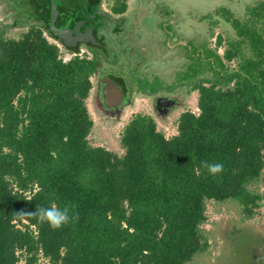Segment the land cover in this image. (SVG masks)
Instances as JSON below:
<instances>
[{
	"label": "trees",
	"instance_id": "16d2710c",
	"mask_svg": "<svg viewBox=\"0 0 264 264\" xmlns=\"http://www.w3.org/2000/svg\"><path fill=\"white\" fill-rule=\"evenodd\" d=\"M116 1L113 11L124 12L127 0ZM15 2L13 26L26 29L10 37L0 27V264H37L38 256L47 264H188L208 248V200L233 201L245 218L255 213L262 196L249 186L264 168V0L241 19L223 15L236 36L217 34L223 53L203 47L204 61L195 59L196 75L213 71L191 86L198 114L180 113L169 138L150 115L135 114L120 134L122 155L87 139L99 58L64 62L44 34L62 43L44 4ZM203 162L222 163V173L213 177ZM53 204L76 218L53 230L20 215Z\"/></svg>",
	"mask_w": 264,
	"mask_h": 264
},
{
	"label": "rangeland",
	"instance_id": "374dc122",
	"mask_svg": "<svg viewBox=\"0 0 264 264\" xmlns=\"http://www.w3.org/2000/svg\"><path fill=\"white\" fill-rule=\"evenodd\" d=\"M5 1L0 0V27L1 22L7 23L5 35L17 37L26 28L13 26L14 16L11 14L13 7L10 5L11 1ZM255 1L127 0V9L130 11L133 8L138 11L125 23L128 30L125 41L132 45L135 58L132 55L125 61L122 52L110 48L112 58L119 55L118 61L127 66L126 73L129 78L134 77L135 73L139 75V81L130 80L135 85L139 83L145 94L152 88L159 87L162 94L166 95L163 93L164 89L170 88L173 92L169 95L175 96L176 104L166 114L157 115L152 107L151 98L135 90L130 103L123 106L119 112H103L97 107L96 76L92 75L90 77L92 87L86 99V107L93 120V126L87 136L89 143L122 155L120 134L125 124L138 113L150 115L156 123V129L166 138L175 135L180 113L199 112L197 91L186 89L181 83L183 81L194 83L198 78H211L213 75L212 69L208 67L200 68L199 75H196L198 68L195 59L198 57L204 61L203 47L211 50L216 48L217 53H223L226 44L215 46L217 34L222 35L223 39H232L236 36L229 23L222 26L221 23L220 25L212 22L218 20L216 16L223 18V15L241 19L246 16V8ZM105 2V7H109L112 0ZM59 49L62 56L70 53L67 49L61 47ZM79 50L90 57V53L83 45ZM142 64L145 66H141ZM117 65L120 63L107 62L101 58L99 68L102 71H114ZM228 67L229 70L234 69L235 62H229ZM249 187L262 196L259 207L250 218H245L241 208L233 201L206 202V220L201 228L207 238L208 248L194 256L188 264H264V168L260 179ZM37 264L47 262L38 256Z\"/></svg>",
	"mask_w": 264,
	"mask_h": 264
},
{
	"label": "flooded vegetation",
	"instance_id": "af4514ba",
	"mask_svg": "<svg viewBox=\"0 0 264 264\" xmlns=\"http://www.w3.org/2000/svg\"><path fill=\"white\" fill-rule=\"evenodd\" d=\"M9 1H11V7H13L11 8V14H13L16 10V2L15 0ZM38 2L44 4V6H47L49 4V0H38ZM82 3L83 6L86 5L87 9L85 7H80ZM59 4L60 8L65 12V16H60L58 18V20L56 21L57 25L62 27L66 26L67 19L71 20L70 23L72 25H75L77 21H82L83 23L81 25V29L84 31L86 27H92L93 37L97 40L96 44H92L90 42H77L75 46L80 47L81 45H83L87 49V52L90 53V58L98 57L99 60L102 58L107 62L113 61L117 64L120 63V65H117L114 71H102L99 66L98 70L93 74L96 76L97 83V107L103 112H119L123 106L130 103L133 91L138 90L139 92L144 93L138 82V85H135L130 80L132 79L139 81V75L135 73L133 74L134 77L131 76V78H129L126 73L127 66H124L120 61H118L120 58L118 57L119 55L116 58H112L113 53L110 51V48H114L116 51L122 52L124 54L125 61L130 58V56L134 55L133 47H131L132 45L127 44L125 41L126 33L128 32L125 23L130 19V16L132 14H137L138 11H136L135 9L133 10V8L129 11L126 6V10L124 12L115 13L113 11V8L118 5L116 0H112V3H109V7H105V0H87L86 3L83 2V0H62ZM2 24L8 25L7 23ZM44 34L46 37H50L46 35V32ZM54 40L57 41L63 49H65V47H63V44L59 40ZM133 58H135V55L133 56ZM143 65L145 66V64H142L141 66ZM108 82L118 88L120 93L114 91L111 93V96L105 100L103 95L105 87L109 85ZM192 84L193 81H183L181 83V86L186 89H191ZM164 91L163 93H165L166 95L162 94V92L159 90V87L156 89L154 87L147 94L144 93L147 98H151L152 107L157 115H162L169 109L173 108L176 104L175 96L169 95L173 92V90L167 88L164 89Z\"/></svg>",
	"mask_w": 264,
	"mask_h": 264
},
{
	"label": "water",
	"instance_id": "95a60500",
	"mask_svg": "<svg viewBox=\"0 0 264 264\" xmlns=\"http://www.w3.org/2000/svg\"><path fill=\"white\" fill-rule=\"evenodd\" d=\"M61 1L62 0H49V4L45 6V8L48 10L47 26L49 28V31L52 32V34H54L55 36H57L63 44L68 45L70 47L75 46L77 42H90L92 44H96L97 40L93 37L92 27H86L83 31L81 29V25L83 23L82 21H77L75 25H72L70 23L71 20L67 19V25L64 27L56 24V21L60 16H65V12L60 8L59 3ZM83 2L86 3L87 0H83ZM80 7L86 8V5L83 6L82 3ZM216 19L220 21L222 26H225L227 24V21L219 16H216ZM199 80L201 79L198 78L196 82H198ZM114 91L120 93L118 88H116L113 84L109 83V85H107L104 89V99L106 100L107 98H109L111 96V93Z\"/></svg>",
	"mask_w": 264,
	"mask_h": 264
},
{
	"label": "clouds",
	"instance_id": "9594fccd",
	"mask_svg": "<svg viewBox=\"0 0 264 264\" xmlns=\"http://www.w3.org/2000/svg\"><path fill=\"white\" fill-rule=\"evenodd\" d=\"M202 166L208 170V172L215 177L217 174L222 173V163H208L203 162ZM70 209L68 207L59 208L55 204L50 207H38L35 212L28 214H20L21 216L28 215L36 218L40 223H47L53 230H58L67 225L71 220L75 219V216H70Z\"/></svg>",
	"mask_w": 264,
	"mask_h": 264
},
{
	"label": "built area",
	"instance_id": "2783aa9c",
	"mask_svg": "<svg viewBox=\"0 0 264 264\" xmlns=\"http://www.w3.org/2000/svg\"><path fill=\"white\" fill-rule=\"evenodd\" d=\"M55 44H56V46L58 47V48H60L61 47V45L57 42V41H53ZM52 42V43H53ZM62 48V47H61ZM65 53V52H64ZM80 55V56H82V55H84L85 53H81V51L79 50L78 52H70V53H66V55H64V56H62V60L65 62V61H68L72 56H74V55ZM88 56V55H87Z\"/></svg>",
	"mask_w": 264,
	"mask_h": 264
},
{
	"label": "crops",
	"instance_id": "0c3cea01",
	"mask_svg": "<svg viewBox=\"0 0 264 264\" xmlns=\"http://www.w3.org/2000/svg\"><path fill=\"white\" fill-rule=\"evenodd\" d=\"M45 8V6H43V8L42 9H44ZM40 11H41V9H40ZM48 38V40L50 41V42H53V41H55L53 38H50V37H47ZM55 44V43H54ZM59 49V48H58ZM59 51H60V49H59Z\"/></svg>",
	"mask_w": 264,
	"mask_h": 264
}]
</instances>
